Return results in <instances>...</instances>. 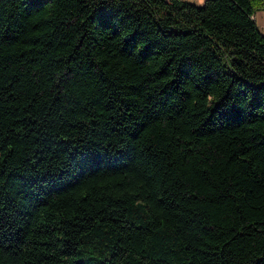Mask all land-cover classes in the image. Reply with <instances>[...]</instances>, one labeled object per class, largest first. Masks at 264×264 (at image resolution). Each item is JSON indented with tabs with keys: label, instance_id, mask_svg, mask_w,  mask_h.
I'll return each mask as SVG.
<instances>
[{
	"label": "trees",
	"instance_id": "trees-1",
	"mask_svg": "<svg viewBox=\"0 0 264 264\" xmlns=\"http://www.w3.org/2000/svg\"><path fill=\"white\" fill-rule=\"evenodd\" d=\"M264 0H0V264H264Z\"/></svg>",
	"mask_w": 264,
	"mask_h": 264
},
{
	"label": "rangeland",
	"instance_id": "rangeland-1",
	"mask_svg": "<svg viewBox=\"0 0 264 264\" xmlns=\"http://www.w3.org/2000/svg\"><path fill=\"white\" fill-rule=\"evenodd\" d=\"M185 1L192 2L198 5H202L205 2V0H185ZM254 18L256 20L258 28L264 34V10L256 11Z\"/></svg>",
	"mask_w": 264,
	"mask_h": 264
}]
</instances>
